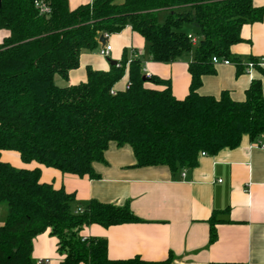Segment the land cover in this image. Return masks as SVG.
Segmentation results:
<instances>
[{
  "label": "trees",
  "instance_id": "16d2710c",
  "mask_svg": "<svg viewBox=\"0 0 264 264\" xmlns=\"http://www.w3.org/2000/svg\"><path fill=\"white\" fill-rule=\"evenodd\" d=\"M34 1L0 3V30L7 32L0 43V153L17 152L24 164L94 180L99 177L93 166L105 164L111 144L129 147L136 168L166 167L176 174L194 168L201 153L233 150L244 137L264 142L258 80L243 101L232 100L226 91L217 98L198 93L202 78L215 73L212 57L241 69L230 49L242 42L243 25L263 18L264 7L254 8L253 0H92L73 10L67 0H43L50 10L46 15ZM126 27L142 37L150 62L172 64L192 54L184 99L172 95L168 80L146 77L140 59L128 63L125 55L107 71L86 68L84 82L54 84L55 76L67 80L78 68L81 52L97 49L101 35ZM125 74L129 87L115 91ZM74 200L62 187L41 183L39 168L17 169L0 160V205L7 207L0 264H33L32 240L47 229L63 256L60 264H171L170 255L160 262L110 260L106 240L82 238L81 229L141 221L127 203L91 200L74 214ZM215 223L213 214L209 243L216 240Z\"/></svg>",
  "mask_w": 264,
  "mask_h": 264
},
{
  "label": "crops",
  "instance_id": "0c3cea01",
  "mask_svg": "<svg viewBox=\"0 0 264 264\" xmlns=\"http://www.w3.org/2000/svg\"><path fill=\"white\" fill-rule=\"evenodd\" d=\"M69 9L90 4L92 0H67ZM254 8L264 7V0H253ZM7 32L0 30V43ZM242 42L230 52L241 65H214L215 73L205 76L198 89L200 95L219 97L228 92L234 101H243L253 80H258L264 96V67L247 68L250 59H264V15L260 22L241 28ZM111 47L108 58L96 50L83 51L79 66L68 73L67 80L54 77L57 87L76 85L86 80V68L107 71L109 61L140 59L143 73L168 80L172 95L184 99L188 94L190 76L188 59L172 63H153L143 56L144 41L126 27L122 32L108 36ZM144 57V59H143ZM115 86L124 90L127 75ZM121 82V83H120ZM148 87H152L147 84ZM159 88V87H158ZM261 143H251L246 137L233 150H223L215 156H200L197 165L172 174L166 167L136 168L131 149L111 144L105 152V164H95L98 179L62 174L35 162L24 164L19 154L2 151L0 160L17 169H40V182L63 188L74 194L73 209L87 205L91 200L103 204H128L141 221L103 228L85 226L82 238H103L110 260L138 257L147 262H160L169 255L171 264H264V151ZM7 210L0 218L3 225ZM215 215L216 240L209 243V219ZM33 264H60L63 256L57 252V240L50 230L32 240Z\"/></svg>",
  "mask_w": 264,
  "mask_h": 264
},
{
  "label": "built area",
  "instance_id": "2783aa9c",
  "mask_svg": "<svg viewBox=\"0 0 264 264\" xmlns=\"http://www.w3.org/2000/svg\"><path fill=\"white\" fill-rule=\"evenodd\" d=\"M34 6H35V8L38 10V12L41 15H46V14H48L50 12L49 7L47 6L46 3H44L43 0L34 1ZM108 36L109 35H107V34H103V37H104L106 42H105V44L103 46L98 42L99 48L97 49L98 55L100 57H102V58H105V59L108 58L110 50H111V47H110V45L107 42ZM188 38L190 39V42H191L192 45L196 44V38L195 37H192L191 35H189ZM129 62H130V59H128V63ZM211 63L213 65H217V64L229 65L230 61H228L226 59H218L216 57H212ZM254 66L264 67V59H260L255 64L254 63H248L247 64V68L249 70L252 69ZM145 76L149 77V75H145ZM129 85H130V83L128 82L126 84V88L125 89H127L129 87ZM111 93L113 94L114 92H111ZM260 147L264 151V144H260ZM201 156H206V154L205 153H201ZM180 177L181 178L185 177V169H183L181 171ZM80 213H82V209L81 208H76L74 210V214H80Z\"/></svg>",
  "mask_w": 264,
  "mask_h": 264
},
{
  "label": "rangeland",
  "instance_id": "374dc122",
  "mask_svg": "<svg viewBox=\"0 0 264 264\" xmlns=\"http://www.w3.org/2000/svg\"><path fill=\"white\" fill-rule=\"evenodd\" d=\"M144 52H143V56H146V54H147V50H146V48H145V43H144ZM140 59H142V58H140ZM143 59H144V57H143ZM123 78L121 79V81L123 82ZM121 83V82H120ZM150 84V83H149ZM151 85V84H150ZM7 210V207H6V204H1L0 205V218H1V216L2 215H4V211H6ZM1 224V223H0ZM0 226H2V225H0Z\"/></svg>",
  "mask_w": 264,
  "mask_h": 264
},
{
  "label": "water",
  "instance_id": "95a60500",
  "mask_svg": "<svg viewBox=\"0 0 264 264\" xmlns=\"http://www.w3.org/2000/svg\"><path fill=\"white\" fill-rule=\"evenodd\" d=\"M0 3H1V0H0ZM98 42H99L102 46L105 44L106 41H105L103 35H101V36L99 37ZM109 64H110V65H116L117 62H115V61H109Z\"/></svg>",
  "mask_w": 264,
  "mask_h": 264
}]
</instances>
